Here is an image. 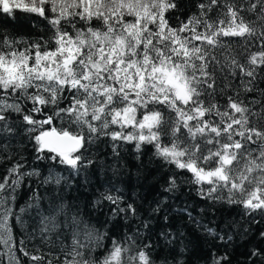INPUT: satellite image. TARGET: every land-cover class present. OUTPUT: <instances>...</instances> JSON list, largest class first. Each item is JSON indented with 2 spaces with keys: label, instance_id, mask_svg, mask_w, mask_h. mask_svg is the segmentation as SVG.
<instances>
[{
  "label": "snow or ice",
  "instance_id": "6c2138e0",
  "mask_svg": "<svg viewBox=\"0 0 264 264\" xmlns=\"http://www.w3.org/2000/svg\"><path fill=\"white\" fill-rule=\"evenodd\" d=\"M17 12L38 19L34 36L0 23L7 264H180L176 237L146 236L149 221L119 187L94 202L110 206L103 230L60 196L109 152L114 176L123 152L139 160L150 149L170 169L164 192L192 185L213 205L264 219V0H0V16ZM21 189L30 193L23 206ZM117 217L123 225L110 234ZM250 255L264 264V250Z\"/></svg>",
  "mask_w": 264,
  "mask_h": 264
},
{
  "label": "trees",
  "instance_id": "16d2710c",
  "mask_svg": "<svg viewBox=\"0 0 264 264\" xmlns=\"http://www.w3.org/2000/svg\"><path fill=\"white\" fill-rule=\"evenodd\" d=\"M190 3H194V0H190ZM187 14L184 13L185 16ZM37 19L31 14L17 12L15 20L0 16V23L15 35L34 36L36 33L32 23ZM113 163L115 162L109 152L104 158V165L89 169L86 174L76 177L70 187L60 192L72 212L77 213L89 225L103 230L104 222L111 217L110 206L105 202L102 208H97L94 207V202L100 193L115 185L121 189L125 202H135L140 216L149 221L151 231L145 232L146 236H151L159 244H164L160 236L162 232H170L176 237L170 247L178 253L180 264H213V258L221 256L227 257L226 264H261V258L252 257L250 253L256 249L264 250V238L260 236L264 231V219L257 215L256 222H253L249 217L243 216V209L236 205H213L201 199L192 185L184 184L179 191L164 192L170 169L152 158L150 149L139 160L130 150L123 152L117 165L119 174L115 176L108 167ZM41 170L45 171L43 165ZM20 191L21 197L18 199L23 206L30 193L23 189ZM158 204L160 211L153 213L152 209ZM185 207L196 221L204 224L210 222V227L225 239L209 235L189 219L187 212L181 211ZM165 216L167 220L164 219ZM117 221L123 225L119 217L107 224L110 234ZM122 230V227L116 228L117 233L122 234ZM14 231L22 230L17 225ZM228 236L232 239L228 240ZM6 252L5 246L0 245V264H7V255H4Z\"/></svg>",
  "mask_w": 264,
  "mask_h": 264
}]
</instances>
